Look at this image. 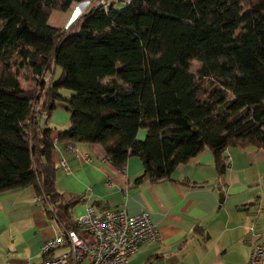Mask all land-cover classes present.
Segmentation results:
<instances>
[{
	"label": "trees",
	"instance_id": "obj_1",
	"mask_svg": "<svg viewBox=\"0 0 264 264\" xmlns=\"http://www.w3.org/2000/svg\"><path fill=\"white\" fill-rule=\"evenodd\" d=\"M79 1L0 0V192L31 186L80 233L79 197L54 188L55 142L96 143L118 169L137 156L136 182L168 179L204 148L218 175L227 147L264 151V0H109L74 25L48 22ZM56 104L69 123L53 136L39 112Z\"/></svg>",
	"mask_w": 264,
	"mask_h": 264
},
{
	"label": "crops",
	"instance_id": "obj_2",
	"mask_svg": "<svg viewBox=\"0 0 264 264\" xmlns=\"http://www.w3.org/2000/svg\"><path fill=\"white\" fill-rule=\"evenodd\" d=\"M78 5L81 12L89 6L86 1L74 6ZM74 6L65 13L77 15ZM65 15L54 12L48 22L58 26ZM68 19L65 25L72 22ZM18 83L23 89L33 84L21 78ZM40 120L57 136L68 126L69 112L56 104L48 113H40ZM143 135V130L138 131V138ZM223 156L228 160L219 175L210 151L204 148L176 165L170 178L154 182H136L142 171L137 156L128 157L118 169L96 143L55 142L50 158L55 190L65 199L79 197L70 209L71 221L86 205L98 210L123 208L127 214L148 213L158 239L142 242L128 264H245L249 247L264 235V212L255 219L253 213L255 202L264 199L259 196L264 151L232 146L224 149ZM61 160L68 172L62 170ZM217 186L222 193L220 201ZM250 225L259 234L249 232ZM61 227L46 214L45 201L31 186L0 192V264L39 259L40 244Z\"/></svg>",
	"mask_w": 264,
	"mask_h": 264
},
{
	"label": "built area",
	"instance_id": "obj_3",
	"mask_svg": "<svg viewBox=\"0 0 264 264\" xmlns=\"http://www.w3.org/2000/svg\"><path fill=\"white\" fill-rule=\"evenodd\" d=\"M84 1L103 10L110 3L109 0ZM122 2L127 3V0ZM39 113L46 114V111ZM223 158L225 163L228 158ZM60 165L64 172H68L63 160ZM263 212L264 199H261L254 204V219ZM74 224L80 233L61 227L40 244V258L26 264H128L129 256L136 252L142 242L158 239L157 230L146 211L127 214L123 208L98 210L86 205ZM254 227L250 225L247 229L254 235L259 234ZM82 235L89 236L90 240ZM56 249L60 251L55 252ZM245 264H264V238H258L251 244Z\"/></svg>",
	"mask_w": 264,
	"mask_h": 264
},
{
	"label": "rangeland",
	"instance_id": "obj_4",
	"mask_svg": "<svg viewBox=\"0 0 264 264\" xmlns=\"http://www.w3.org/2000/svg\"><path fill=\"white\" fill-rule=\"evenodd\" d=\"M80 9H81V5L74 6L73 11H77V10H78L79 12L77 13V15H75L76 12L71 13L72 16H69V19H68L69 22H70V20H72V22H70V24H71V23H73L72 25L75 24V22H76V20H77L76 17H78V16L80 15V13H81V10H80ZM60 14H61V13H59V15H60ZM64 14L68 15L67 13H64ZM69 15H70V14H69ZM74 19H75V20H74ZM67 24H68V23H67ZM67 24H66V25H67ZM198 68H199V63H198L197 61L194 60V61H192L190 67L188 68V71H189L190 73H192V74H195V73L197 72ZM21 73L23 74V73H27V72H26V70L24 69V70L21 71ZM57 75H58V68L56 67L55 70H54V78L57 77ZM21 84H22V87L25 86V84H24L23 82H21ZM34 86H35L34 83L31 84V85H28V89H30V88H31V89H32V88H35ZM143 136H144V135H143ZM143 136H141L140 139H142ZM259 192H262V193L259 194V196H261L262 198H264V177L262 178V182L260 183ZM263 217H264V216H263ZM263 228H264V223H263ZM262 238H264V235H263Z\"/></svg>",
	"mask_w": 264,
	"mask_h": 264
},
{
	"label": "water",
	"instance_id": "obj_5",
	"mask_svg": "<svg viewBox=\"0 0 264 264\" xmlns=\"http://www.w3.org/2000/svg\"><path fill=\"white\" fill-rule=\"evenodd\" d=\"M118 1H122V0H118ZM210 186H211V184H209ZM216 189H217V191H218V198H219V201H220V198H221V196H222V193H221V191L219 190V187L217 186L216 187Z\"/></svg>",
	"mask_w": 264,
	"mask_h": 264
}]
</instances>
